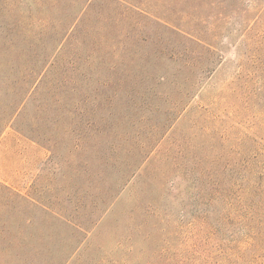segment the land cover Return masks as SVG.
<instances>
[{"label": "rangeland", "instance_id": "rangeland-1", "mask_svg": "<svg viewBox=\"0 0 264 264\" xmlns=\"http://www.w3.org/2000/svg\"><path fill=\"white\" fill-rule=\"evenodd\" d=\"M79 1L0 0V264H264V0Z\"/></svg>", "mask_w": 264, "mask_h": 264}, {"label": "crops", "instance_id": "crops-1", "mask_svg": "<svg viewBox=\"0 0 264 264\" xmlns=\"http://www.w3.org/2000/svg\"><path fill=\"white\" fill-rule=\"evenodd\" d=\"M3 130V129H2ZM6 130V129H5ZM5 130L1 131L2 135L5 133ZM1 138V137H0ZM19 141V139L17 140ZM0 163L4 166H7L8 163L10 165L11 170L8 171H4L0 173V180L3 182H6L5 184L8 185L9 187H11L12 189H16L14 184H13V178L16 180H19V158H18V154H19V149L18 147L14 150V161H13V157L11 155H13V151H10V156L8 159V152L6 153L5 150L0 149ZM10 160V161H8ZM13 166H14V171L13 170ZM8 175H11V178L9 180Z\"/></svg>", "mask_w": 264, "mask_h": 264}, {"label": "trees", "instance_id": "trees-1", "mask_svg": "<svg viewBox=\"0 0 264 264\" xmlns=\"http://www.w3.org/2000/svg\"><path fill=\"white\" fill-rule=\"evenodd\" d=\"M88 2V1H87ZM86 2V3H87ZM72 4L74 5V7L77 9V11H75V14H73V15H69L68 16V19H67V23H69V22H71L73 25L76 23V18H78L80 15H81V12L84 10L83 9V7H82V5H81V3H80V1L79 0H72ZM46 62H44L43 63V67H41V68H36L35 66V68L36 69H40L41 71V73H42V70L44 71V68L46 67ZM15 66H11L10 67V69H13ZM52 68H53V65H52ZM32 70H34V68H31ZM38 73V72H37Z\"/></svg>", "mask_w": 264, "mask_h": 264}]
</instances>
